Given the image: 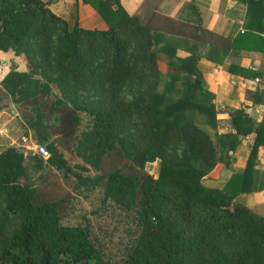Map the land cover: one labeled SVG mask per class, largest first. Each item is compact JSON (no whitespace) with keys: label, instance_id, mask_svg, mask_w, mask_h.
<instances>
[{"label":"trees","instance_id":"trees-1","mask_svg":"<svg viewBox=\"0 0 264 264\" xmlns=\"http://www.w3.org/2000/svg\"><path fill=\"white\" fill-rule=\"evenodd\" d=\"M80 1L104 28L69 26L42 0H0V55L24 61L0 77V110L16 106L23 133L48 152L45 159L14 145L0 152V264H264V217L234 200L236 174L221 189L200 181L217 162L228 166L239 137L253 132L249 173L264 146V113L255 122L244 106L232 110V131L213 138L201 127L215 129L216 112L196 43L177 57L163 40L173 29L152 27L151 14L128 15L118 0ZM247 97L261 103L263 91ZM71 145L96 177L67 164L62 150ZM152 162L156 176L146 170ZM49 169L73 177V191L98 192L90 214L117 220L106 242L86 216L63 224L71 191L45 179Z\"/></svg>","mask_w":264,"mask_h":264},{"label":"crops","instance_id":"crops-1","mask_svg":"<svg viewBox=\"0 0 264 264\" xmlns=\"http://www.w3.org/2000/svg\"><path fill=\"white\" fill-rule=\"evenodd\" d=\"M42 1L46 2L47 7L55 15L65 19L69 26L76 20L84 28L105 27V23L89 3H82L80 0ZM118 2L128 15H137L144 20L151 14L152 27L172 28L170 32H163V40H169L175 45L177 57L188 56L196 43L200 53L197 68L206 89L211 94V103L216 112V127L208 128V132L232 131L228 113L241 106L245 107L244 111L255 122L260 121L264 113V0L250 7L242 0H118ZM176 27L177 30L174 31ZM205 31L213 33L216 37L206 39ZM205 39L209 42H204ZM221 46L228 48L223 52ZM2 55L5 57L0 60V68L9 66L7 67L9 69L12 62L17 69L18 65L24 68L22 56H13L10 53H1L0 56ZM157 68L161 73L166 72L167 66L163 58L157 61ZM255 77H258L259 82H252ZM255 89L263 91V100L261 103L251 104L247 96ZM2 114L4 109L0 110V116ZM1 128L3 130L0 131V142L8 138L13 139L12 136L19 130L13 127L14 133L9 135L12 132L7 130L8 127ZM253 137V132L240 136L239 142L230 154V164L226 166L223 161L217 162L200 181L205 187L221 189L231 176L236 174L230 183L233 190H238L234 200L264 217V146L257 147L256 162L248 174L244 173ZM23 146L33 152L31 145Z\"/></svg>","mask_w":264,"mask_h":264},{"label":"rangeland","instance_id":"rangeland-1","mask_svg":"<svg viewBox=\"0 0 264 264\" xmlns=\"http://www.w3.org/2000/svg\"><path fill=\"white\" fill-rule=\"evenodd\" d=\"M4 57L5 56L3 55L0 56V60L1 59L3 60ZM12 64H14V62H12ZM7 67L9 66H6L5 68L3 67L0 68V75L1 74L3 75L4 73H6V71L8 70ZM18 67H19L18 68L19 70L24 69L23 67L21 68L19 65ZM51 93L53 95L58 94L56 88L52 85H51ZM50 97H53V96L50 95ZM3 109H4V114L0 116V131L3 130L1 126L4 128L8 127L7 130H10L12 132V134H9V135H13L14 133L13 127L18 128L19 130H17L16 134L12 136L13 139L10 140L8 138V139H5L4 142H0V152L9 145L24 147L23 146L24 144L31 145L32 142L34 143L36 140L34 137L31 136L30 131H27V133H29L30 135L29 137L23 133V128L20 122L21 116L19 117L17 113L18 108H16V106L13 107V105L9 104L8 107H5ZM198 120H197V123L200 122V120L199 121ZM48 122L51 123L52 119L48 120ZM201 127L208 132L209 127H207V125L201 124ZM211 131H209L210 134H212ZM214 135H215V131H214ZM71 146L72 147L70 150H67V149L62 150L63 158L65 159L67 164L70 167H72L73 170L80 173L81 175H89L91 177H96L98 173L92 167L84 163L83 160L76 154V148L74 147V145H71ZM85 150L88 152L90 149L86 148ZM77 166H81L83 168H78ZM146 170L152 173L153 176H156L157 175V163L152 162L148 164V166H146ZM44 178L48 180H53V179L58 180L60 182L59 184L63 185L67 190L71 191V195H72L71 204L68 205V208L66 210V215L62 219L63 224H67V225L78 224L79 222H81L82 218L86 216L89 219V222L91 223V226L93 227L97 236L101 240L105 239L104 241L106 242V238L110 236L108 234L111 231V227L117 224L116 223L117 220L113 219V217L109 216L107 213H104V212H100L98 215L90 214L89 211L92 208H94V206L97 204L98 192L95 190L92 192H88L85 190H81V192L73 191L71 188L74 182L73 177L68 176V175L62 176L61 172H58L53 169L52 170L49 169L45 173ZM38 182L39 180L37 179L33 180V183H38ZM60 188L61 186L59 187V189ZM112 233L113 235H111V238L109 242L107 243V245H108V249H110L111 252H114L115 250L112 247V241L116 239V236H117L116 229L113 230Z\"/></svg>","mask_w":264,"mask_h":264},{"label":"built area","instance_id":"built-area-1","mask_svg":"<svg viewBox=\"0 0 264 264\" xmlns=\"http://www.w3.org/2000/svg\"><path fill=\"white\" fill-rule=\"evenodd\" d=\"M252 82H259L258 77L253 78ZM31 147L33 148V151L38 154L41 158L45 159L48 156V152L43 145L34 142L31 143Z\"/></svg>","mask_w":264,"mask_h":264},{"label":"water","instance_id":"water-1","mask_svg":"<svg viewBox=\"0 0 264 264\" xmlns=\"http://www.w3.org/2000/svg\"><path fill=\"white\" fill-rule=\"evenodd\" d=\"M20 151H26V152H28V153H32V150L31 149H25V148H23V147H20V148H18Z\"/></svg>","mask_w":264,"mask_h":264}]
</instances>
